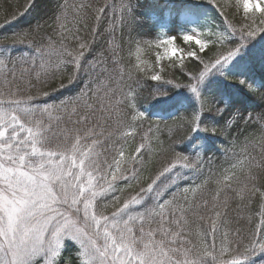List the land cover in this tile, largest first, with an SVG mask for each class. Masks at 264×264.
I'll return each mask as SVG.
<instances>
[{"label":"snow or ice","instance_id":"6c2138e0","mask_svg":"<svg viewBox=\"0 0 264 264\" xmlns=\"http://www.w3.org/2000/svg\"><path fill=\"white\" fill-rule=\"evenodd\" d=\"M239 2L243 5L245 21L239 29L227 19L225 24L228 32L239 34L243 41L245 37L264 32V7L261 6L264 0ZM224 6L217 2L221 16H225ZM88 7L81 4L79 9ZM107 7L105 4L97 11L103 14ZM121 8L129 13L128 3ZM79 9L74 23L87 27L88 13L80 15ZM257 10L261 13L258 23L248 16L250 11ZM66 18V13L62 12L48 25L55 32L54 25L58 24L61 29L58 40L46 35L37 41L34 34L40 30V25L9 39L11 43L34 47L35 58L19 59V63L0 59V264H33L37 258H42L44 264H54L66 238L78 245L81 264H248L251 257L264 252V205L259 212L257 231L245 234L240 227L227 226L231 201L239 198L251 203L257 195L264 201V183L260 182L264 180V159L259 163L254 157L238 159L231 166L232 174L217 180L222 188L207 195L204 190L198 191L202 186L197 185L184 188L179 195L174 192L170 198L161 199L164 185L156 192L157 200L152 206L130 211L153 191L161 177L178 165L200 168L199 161L191 162L173 147L162 149L164 160L160 170L148 178L146 186L140 183L141 172L152 155V130L149 127L147 132L138 133L141 142L135 154L125 155L124 143L128 136L123 129L140 127V118L144 117L136 109L138 93L134 88L138 80L131 72L126 82L120 73L106 75V67L97 72L96 61L92 60L88 66L92 84L80 95L57 105L33 103L39 98L33 94L39 85L63 80L64 73H67V84L61 82L59 88L73 83L86 51L92 47L71 29H66ZM93 19L96 22L94 35L103 30L111 36L114 22L101 29V16ZM10 22L5 19L0 27ZM125 23L121 15L120 24ZM208 36L206 42L196 35H183L184 41L194 42L204 53L200 56L196 51L187 52L199 64L194 72L186 74L187 83H183L196 95L201 111H211L212 106L200 96L199 85L218 66L235 57L241 47L229 46L225 32L209 31ZM70 39L77 42L79 52L74 54L69 50L66 42ZM175 40L169 37L157 42L156 46L163 48V55L156 54L157 64L183 52L177 49ZM208 43L212 44L210 51L215 55L206 60ZM119 50L120 46L111 38L108 48L97 53V59L101 64L112 60L116 68L120 62ZM180 58L183 60L182 55ZM151 79L160 81L162 77L155 74ZM167 82L173 83L172 80ZM181 85L176 83L177 87ZM49 94L48 91L40 93ZM182 119L189 132L201 126L199 113ZM255 123L260 124L258 131L264 147V113L245 121L246 127H254ZM230 127L227 125L225 129ZM204 130L221 134L215 127ZM238 167L239 175L235 171ZM120 182H125L128 188L133 187V182L137 186L135 194L129 193L122 202L120 195H113L124 191L118 187ZM208 183L204 181V185ZM234 184L242 186L234 187ZM109 206L112 211L105 214Z\"/></svg>","mask_w":264,"mask_h":264},{"label":"trees","instance_id":"16d2710c","mask_svg":"<svg viewBox=\"0 0 264 264\" xmlns=\"http://www.w3.org/2000/svg\"><path fill=\"white\" fill-rule=\"evenodd\" d=\"M217 2L221 4L219 0H196L190 4L187 2L172 3L164 0H0V23H3L5 19L11 20L10 23L0 27V59L19 63V59L35 58L34 47L24 43H11L9 39L24 31L34 30L37 25H40V30L34 34L37 41L41 36L46 35H53V38L58 40V33L61 31L58 24L54 25L55 32L50 30L48 25L53 24L54 17L62 12L66 13L67 16L64 21L66 29H71L84 42L92 45L89 52L86 51L81 69L73 83L64 88H59L61 82L67 84V73H64L63 80L55 79L47 85H39L38 89L33 90L34 95H39V98L33 101L35 105H57L61 101L80 95L92 84V73L88 70L89 62L92 60L96 61L97 72L106 67L108 69L106 75L115 76L116 73H120L125 77L126 82L127 75L131 72L132 77L138 80V85L134 88V91L138 93L136 109L143 113L144 117L140 118L142 120L140 127L123 129L128 136L127 142L124 143V150L126 144L133 143L128 148L130 152L128 155H134L135 148L141 142L138 133L147 132L149 127L152 130V155L150 162L141 172L140 183L146 186L148 178L160 170L164 160L162 149L173 147L175 151L189 157L191 162L199 161V170L179 167L178 165L176 169L165 174L141 204L133 206L130 211H142L152 206L157 200L156 192L164 185L166 187L161 193V199L170 198L174 192L179 195L184 188H195L197 185L202 186L198 191L204 190L207 195L209 192L222 188L217 180H222L225 174L231 175V166L237 163L238 159L247 160L249 157H254L257 163L264 159V147L261 146L258 131L260 124L255 123L254 127H246L245 125V121L250 116L255 117L264 113V49H260L254 55V61L248 66L244 68V65L238 64L236 69L229 73L230 78L236 80L240 76V69H245L246 73L242 77L246 83L239 88L228 84L218 89L216 99L214 98L210 102L212 110L204 111L201 115L200 133L189 138L181 134L176 125L178 116L186 108V105L174 101L167 108L162 109L160 106L163 100L176 99L178 95L185 94L189 90L186 84H183L187 83L186 74L190 71L194 72L199 61L188 56L180 62H175L160 75L162 77L160 81H153L152 76L144 69L146 61H149L153 56L155 41L160 36L175 37L176 43L184 45L180 35L185 27L178 22V18L184 12H190L200 18L198 29L202 37L208 41L209 36L206 33L214 32L216 26V22L211 18L216 20L220 18V16L214 17L217 12L221 13V9L217 7ZM127 3L129 12L134 16L135 21L128 19L125 16V10L121 8L122 4ZM81 4L89 7L79 9ZM105 4L108 5L105 13H99L97 9ZM61 5L66 6L61 8ZM78 9L80 15L85 12L88 13L87 27L83 23L79 25L74 23ZM223 12L225 13V11ZM21 13L23 14L21 15ZM14 15L16 19L12 20ZM96 15L101 16V29L107 28L111 22L115 23V30L111 36L103 30L93 34L92 30L96 27L93 17ZM121 15L126 21L123 26L120 24ZM224 17H229V15L225 13ZM259 17H257V23ZM77 28H79L78 33H76ZM262 34L264 32L258 33L254 37H245L243 41H241L240 35L236 34L228 39V43L229 46L242 45V43L245 45L253 44V41L260 38ZM111 38H114L115 43L120 46L118 57L120 62L116 68H113L112 60H107L106 64H101L97 59V53L108 48V42ZM66 43L69 50L74 51V54L80 51L75 40L70 39ZM210 49H212V44L208 43V47L205 49L208 56L204 57L206 60L215 55V52L210 51ZM196 52L198 55L204 56V53L199 52L198 49ZM181 63L184 65L183 69H181ZM167 80H172L173 83H168ZM176 83L182 85L177 87ZM0 85H2V77H0ZM53 88L57 90L53 91ZM43 91H48L50 94L48 96L40 95ZM124 92L127 94L128 89L125 88ZM157 111L161 112V116H153ZM227 125H231V127L226 130ZM206 127L218 128L221 134L205 131ZM235 171L239 175L240 168L238 167ZM244 171L246 172L247 169ZM205 180L209 181L207 185H204ZM260 182L264 183V180ZM239 186L242 185L234 184V187ZM118 187L124 191L113 193V195H120L121 202L129 193L135 194L137 188L134 182L132 188L126 187L125 182H120ZM188 195L191 198L192 193L190 192ZM262 205H264V201L259 198V195L253 197L251 203L236 198L230 202V208L227 210V226L232 229L240 227L245 234L257 231ZM111 211L112 208L109 206L105 210V214H110ZM249 217H251L250 221ZM217 243L219 244V241ZM78 251L79 248L74 242L67 241L56 264H69V262L70 264H81ZM248 264H264V252H258L251 257Z\"/></svg>","mask_w":264,"mask_h":264},{"label":"rangeland","instance_id":"374dc122","mask_svg":"<svg viewBox=\"0 0 264 264\" xmlns=\"http://www.w3.org/2000/svg\"><path fill=\"white\" fill-rule=\"evenodd\" d=\"M164 1H170L172 3L175 2H187V3H193L196 2V0H164ZM215 1V0H213ZM219 2L224 6L223 11L229 17H224L221 16L220 13L217 12V15L214 16L215 18L217 16H220L219 20H216L214 18H211L216 22V26L214 27V32L220 33V32H225L228 34L229 38H232L236 34H232L228 32L227 26L225 24V19H227L228 22H231L232 24L235 25L237 29L240 28L241 23H243L246 19L243 5L242 3L239 2V0H219ZM262 7H264V3L261 4ZM125 16L128 19H131L135 21L134 16L131 14V12H127L125 10ZM261 13L257 10L255 13H252L251 11L249 12L248 16L251 17L252 19H257ZM178 22L180 24L184 25V30L182 34L180 35L181 39L183 40V35L184 34H190V35H196L198 39L205 40L202 37L201 32L198 29L199 23H200V18L196 17L195 15H192L190 12H184L180 15L178 18ZM195 31V32H194ZM208 36V33H206ZM169 37H166L165 35H162L159 37L158 40L155 41V46L153 49V56L149 61L147 60L144 66V69H146L151 76L155 74L161 75L162 73L166 72V69L168 66H171L175 62H180L182 61L180 56H183V59L188 57L187 52L188 51H196L197 49L199 50V46L196 45L194 42H186L183 40L184 45H179L176 43L175 40V46L177 49H182L183 52L181 54H178L176 57H173L172 59L165 58L160 61L159 64L156 63V54L157 52H160L161 55H163V48H158L156 46L157 42L162 39H166ZM238 39V38H237ZM206 41V40H205ZM207 42V41H206ZM260 49H264V34L261 35L260 38L256 39L253 41V44H244L242 43L240 47V51L238 54L233 57L227 64H224L222 66H218L216 70H213L206 78L205 80L199 85V92L200 96L204 98L205 100L210 102L217 96L218 89L223 88L225 85H232L233 87L239 88L241 85L243 86L246 83V80L243 79L244 73H246L245 69L241 68L239 73L240 76L236 80H232L229 76V73L231 71H234L237 67L238 64L244 65V68L248 66L251 62L254 61V55L258 53ZM200 52V50H199ZM163 69V71H161ZM240 81H244V83H241ZM174 101H177V103H180L182 105H186L185 109L181 111V113L178 116V121L176 123L177 128L181 132V134L186 135L185 137H192L200 133L199 127L190 131L186 125V123L183 121L182 118L184 117H191L194 113H199L200 118L201 115L204 111L200 110V103L196 97V95L189 89L186 91L185 94L178 95L176 99H165L162 101V104L160 108H167L169 105L173 104ZM189 106V108H187ZM155 117L161 116V112H155L154 115ZM130 145H133L132 142L126 144L125 146V155L128 156L130 153L128 148ZM67 241H72L70 238H66L63 241L62 248L60 249V254L62 249L64 248V245ZM74 242V241H72ZM75 243V242H74ZM76 244V243H75ZM78 247V245L76 244ZM59 254V256H60ZM59 256L55 259L54 264H56ZM33 264H44L42 258H37L34 260Z\"/></svg>","mask_w":264,"mask_h":264},{"label":"clouds","instance_id":"9594fccd","mask_svg":"<svg viewBox=\"0 0 264 264\" xmlns=\"http://www.w3.org/2000/svg\"><path fill=\"white\" fill-rule=\"evenodd\" d=\"M246 3H258V0H245Z\"/></svg>","mask_w":264,"mask_h":264}]
</instances>
